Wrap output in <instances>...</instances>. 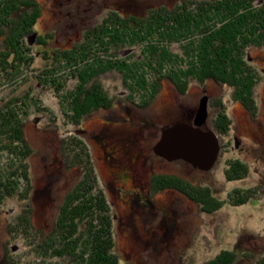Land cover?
<instances>
[{
    "label": "rangeland",
    "instance_id": "rangeland-1",
    "mask_svg": "<svg viewBox=\"0 0 264 264\" xmlns=\"http://www.w3.org/2000/svg\"><path fill=\"white\" fill-rule=\"evenodd\" d=\"M182 1L209 0H36L40 16L25 39L32 64L14 82L0 86L2 104L16 97L36 99L30 109L26 108V117L22 115V132L32 150L22 163L27 164L30 180L20 182L21 200L5 199L0 209V264H7L8 260L10 264H23L33 259L28 248L29 235L14 232L12 227L21 208H28L34 231L47 236L53 230L67 195L87 172L85 163L79 164L76 159L75 154L82 152L72 142L76 139L88 149L97 175L95 191L103 193L113 212L115 253L121 264H206L222 251L238 254L240 264H256L264 256V192L244 205L231 206L228 201L234 190L264 186V81L255 89L257 109L253 119L239 102L232 101L230 87L212 81L190 80L185 92L179 93L164 78L156 98L143 107L139 97L130 95L122 74L113 70L103 82V90L116 97L111 107L91 112L77 124L69 119L72 113L65 110L55 90L38 82L39 76L49 74L47 71L55 67L49 53L83 43L86 30L100 24L108 13L118 10L124 16L144 17L150 9L171 8ZM38 38H43L41 45L36 43ZM135 51L139 52H116L124 58ZM247 56L251 66L264 76V50L252 47ZM54 70L58 81L64 84L60 95L80 85L75 79L67 80V68L57 66ZM203 97H207L208 118L202 129L214 131L220 145L213 168L201 171L184 161L160 160L153 166L148 163L144 170L147 176L176 177L195 188L208 189L220 208L205 212L203 200L195 201L179 191H165L164 187L158 188L156 181L153 190L145 183L144 197L131 203L132 189L117 174L119 168L112 167L111 160L107 162L103 146L113 155L127 140L135 145L134 153L143 150L147 154L165 128L194 121ZM219 102L232 122L226 135L215 129L217 115L222 111ZM133 136L139 140H130ZM80 159L85 162V157ZM235 159L249 170L242 180L229 181L225 174L227 164ZM7 161L5 157L0 160V170ZM116 174L118 177L113 178Z\"/></svg>",
    "mask_w": 264,
    "mask_h": 264
},
{
    "label": "trees",
    "instance_id": "trees-1",
    "mask_svg": "<svg viewBox=\"0 0 264 264\" xmlns=\"http://www.w3.org/2000/svg\"><path fill=\"white\" fill-rule=\"evenodd\" d=\"M39 16L36 0H0V86L14 82L32 64L25 39ZM83 38V43L71 49L48 54L55 67L67 68V80L79 81L77 88L60 95L64 84L58 81L55 67L38 77L41 86L55 90L65 110L71 111L69 119L75 124L91 112L111 107L116 97L103 90V82L113 70L122 74L130 95L139 97L143 107L156 98L165 78L179 93L185 92L190 80L228 86L232 101L255 114V89L264 76L251 66L247 53L252 47L264 50V0L182 1L171 8L150 9L144 17L112 11L100 24L86 30ZM41 42L43 38L36 40L40 45ZM122 49L139 52L121 58L116 51ZM16 98L5 104L0 100V160H8L0 170V209L5 199L21 200L20 182L30 180L27 164L22 163L32 152L22 132V115L26 117V108L30 109L36 99ZM218 105L222 111L217 115L215 129L226 135L232 122L223 104ZM80 141L72 140L82 151L75 154L76 159L79 164L85 163L87 172L67 195L53 230L47 236L34 231L28 208H21L15 217L14 232L29 235L28 248L34 254L31 261L23 264H121L115 253L113 212L103 193L95 191L97 175L88 149ZM81 156L85 162L79 160ZM248 170L246 164L231 160L226 178L242 180ZM156 182L158 188L167 186L195 201L203 200L205 212L220 208L208 189L195 188L176 177H160ZM260 186L234 190L228 195L230 205H244L256 199L264 192V186ZM240 262L235 252L222 251L206 264ZM256 264H264V256Z\"/></svg>",
    "mask_w": 264,
    "mask_h": 264
},
{
    "label": "water",
    "instance_id": "water-1",
    "mask_svg": "<svg viewBox=\"0 0 264 264\" xmlns=\"http://www.w3.org/2000/svg\"><path fill=\"white\" fill-rule=\"evenodd\" d=\"M207 118V97H203L194 121L165 128L153 147L154 153L168 162L184 161L195 169L210 171L218 160L220 145L214 131L202 129Z\"/></svg>",
    "mask_w": 264,
    "mask_h": 264
},
{
    "label": "flooded vegetation",
    "instance_id": "flooded-vegetation-1",
    "mask_svg": "<svg viewBox=\"0 0 264 264\" xmlns=\"http://www.w3.org/2000/svg\"><path fill=\"white\" fill-rule=\"evenodd\" d=\"M251 116L253 117V119L256 118L255 114H252ZM130 140H139V138L138 137L136 138V136H133V138ZM132 144H133L132 141L126 140V143H124L123 141L120 144L122 145V149H120V151H118L117 154L114 153L116 156L114 154L109 155L107 147L103 146L102 151L105 155V159L107 160V162H110L111 160L110 162L111 166L119 168V171L117 174L120 175L122 179H124L125 186L130 187L132 189L130 190V192L133 193L131 203H134V202H138V200L140 201V198L144 197V194L146 193L144 186L148 185V188L149 189L151 188L153 190L154 182L159 180V178L161 177L159 176L160 174L155 175V176L154 175L147 176L146 171L144 170L145 166L148 163H151L149 165L153 166L152 163H157V161L164 160V159L157 156L153 152L154 146L152 145L149 146L148 151H147L148 153L144 154L143 150L138 151V153H134L132 151V148H134L135 145H132ZM150 151H152V153H150ZM148 158L149 160L145 162L146 159ZM117 174L113 175V178L118 177ZM155 183L157 185V182ZM164 190L165 191H171V190L175 191L171 188H165Z\"/></svg>",
    "mask_w": 264,
    "mask_h": 264
}]
</instances>
